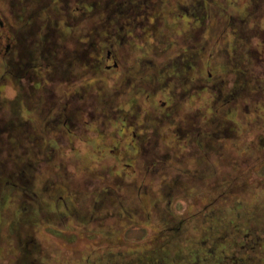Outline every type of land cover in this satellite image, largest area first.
Returning <instances> with one entry per match:
<instances>
[{
	"label": "flooded vegetation",
	"instance_id": "af4514ba",
	"mask_svg": "<svg viewBox=\"0 0 264 264\" xmlns=\"http://www.w3.org/2000/svg\"><path fill=\"white\" fill-rule=\"evenodd\" d=\"M254 1L257 2L255 12H260L262 5L258 3L259 0ZM0 2L3 5L0 6V83L7 86V81L11 80L10 84L13 83L16 87L15 108L11 104L12 109L8 114H2L6 100L0 96V182L5 180L7 185L14 186L31 197V200L25 199L22 202V206L28 209L23 213L25 215L35 214L38 217L40 214V217L48 219L51 224L59 217L88 221L90 218L117 216L132 219L149 216L148 212L131 208L108 181L114 180L124 185L131 183L130 176L139 172L136 155L142 143L145 145V152L151 154L156 145H159L156 141L153 146L152 141L157 140L160 135L164 136L167 130L162 132V129L167 127L171 119L178 115H182L183 119L187 118L182 110L190 95L197 98L200 93L208 91L204 97L208 103L207 110H204L206 112H201V106H197V112L192 115L190 123L195 130L201 127L199 117L202 114L208 118L213 128L209 144L215 142L216 138L232 139L236 136L240 124L236 117L240 107L247 109V112L258 111L259 116L261 113L264 118V76L260 77L262 72H257L256 68L249 69L248 64L237 58L234 60V73L231 70L226 72L222 62L217 59L206 70L203 62L206 44L201 43V34L206 31L207 26L205 0ZM173 11H180L192 22V29L189 30L191 37L180 45L177 56L172 61L158 65L150 57L144 60L141 56L134 55L130 45L133 29L152 23L157 28L166 26L163 32L167 33L174 20L169 16ZM242 19L239 21L233 18L237 22H242ZM110 60L113 63H108ZM104 64L107 71L121 70L118 77L113 79V93L109 92L111 86L101 77L104 76ZM260 66L264 69L263 62ZM110 71L107 76L114 74ZM226 73L230 76H226ZM88 78L92 79L89 81ZM186 83H191L192 87L186 89ZM130 89L148 94L151 102L143 112L135 109L134 99L119 98L121 91ZM1 91L2 88L0 95ZM160 92L167 94L168 99L158 104L155 95ZM254 96L263 98L261 102L258 99L256 107L253 103ZM27 114H31L33 119L26 118ZM36 114L44 123L43 132L36 127ZM177 133L183 137L187 132L183 130ZM260 135L264 137V132ZM47 137L52 142H47ZM12 138H17L18 146L28 147V150L35 152L34 155L50 152L49 164H55L54 159L60 155V146L61 152L69 156L68 152L79 154L78 150L88 145V156L94 157L90 160L93 162L83 163L86 173L83 172L85 175L82 179H86L82 185L94 187L90 196L95 198V207L92 209L83 202L78 203L69 190L70 187L62 184L57 174H53L52 181L48 180L45 190L50 192L54 204L45 211L32 180L38 181L40 178L37 172L40 160L36 162V169L31 162L19 164L21 156L18 157L14 151L9 155L7 151L12 148V143H9ZM108 149L110 152L106 151ZM117 149L122 151L121 156L117 154ZM206 152L209 154L211 151ZM104 153L108 157L101 158ZM167 154L169 156L170 152ZM13 159L14 162L10 161ZM70 159L73 164V158ZM104 159L113 160V163L110 170L100 171L94 164L96 160ZM122 162L125 168L121 169ZM152 162L145 157V173L153 174ZM27 171L30 178L26 177ZM154 171L158 169L155 168ZM4 172H9L11 179L6 178ZM66 172L72 183V178H77V174L69 170ZM76 191L78 194L75 196L81 199L80 191ZM168 194L171 195L170 192ZM140 197L144 202L143 193H140ZM116 198L120 202V209L106 212V208H111ZM259 221L251 223L243 232L238 230L245 248H253L256 244L252 230L257 228L251 225L258 223L256 226L260 227ZM17 232L18 255L8 261L0 258V264H39L40 249L29 227L20 225ZM231 244L226 242L224 247ZM145 260L147 259L128 255L119 264H146ZM106 262L118 264L114 259Z\"/></svg>",
	"mask_w": 264,
	"mask_h": 264
},
{
	"label": "rangeland",
	"instance_id": "374dc122",
	"mask_svg": "<svg viewBox=\"0 0 264 264\" xmlns=\"http://www.w3.org/2000/svg\"><path fill=\"white\" fill-rule=\"evenodd\" d=\"M205 3L207 26L206 31L201 34V43L206 44L203 58L206 70L217 59L222 62L226 72L231 70L234 73L237 58L248 64L249 69L256 68V71L262 72L259 74L263 77L264 69H261L260 63H264V0L258 1L262 5L260 12H255L257 2L254 0H205ZM0 6H3L1 2ZM169 16L174 20L167 33L163 32L166 26L157 28L152 23L133 29L130 45L134 55L141 56L144 60L150 57L158 65L172 61L177 56L180 45L191 37L189 30L192 29V22L180 11H173ZM233 18L239 21L243 18V21L237 22ZM108 63H113V60ZM103 67L105 71L101 77L108 82L111 86L109 92L113 93V79L118 77L121 70L107 71L105 64ZM109 71L114 74L107 76ZM226 76L230 75L226 73ZM91 79L88 78L89 81ZM10 82L12 81H7V86L0 83V96L6 100L2 114H8L12 107L15 108L16 87ZM191 87V83L185 84L186 89ZM144 93L130 89L121 91L119 98L134 99L135 109L143 112L151 102L148 94ZM207 94L208 91L200 93V97L190 95V99L187 98L182 110L187 118L183 119L182 115H178L171 119L167 127L162 129V132L167 130L164 136L160 135L157 140L152 141L153 146L156 141L159 145H156L151 154L145 152V145L142 143L136 155L139 172L130 176V184L108 181L131 208L148 212L149 216L132 219L117 216L90 218L88 221L59 217L51 224L48 219L40 217V214L38 217L35 214H23L28 209L22 206V202L25 199L31 200V197L26 192L7 185L4 180L0 182V258L8 261L18 255L17 230L20 225H26L38 243L39 264H107L109 259H114L119 264L128 255L146 258V264H264V137L260 135L264 132V118L261 113L259 116L258 111L247 112V109L240 107L236 117L240 122L236 136L232 139L216 138L215 142L209 144L213 128L208 118L202 114L199 117L201 127L195 130L190 123L192 115L197 112V106H201V112H206L204 110H207L208 103L204 97ZM155 98L158 104L168 99L164 92L156 94ZM258 99L260 97L254 96L255 107L259 104ZM25 117L33 119L31 114ZM34 120L38 131H45L38 114ZM183 130L187 133L182 137L177 132ZM16 140L17 138L9 140L12 148L7 151L9 155L14 151L18 157L21 156L19 164L31 162L36 169V162L40 160L37 168L40 178L38 181L32 180L45 211L54 204L50 192L45 190L49 181H52L53 174H57L62 184L70 187L69 190L78 203L83 202L92 209L95 207V198L90 196L94 187L82 185L86 179H82L86 173L83 163L94 157L88 156V145L78 150L79 154L68 152L69 156L61 152L60 146V155L54 159L55 164H49L50 152L34 155L35 152L28 150V147H19ZM46 141L52 142L48 137ZM205 150L211 152L208 154ZM106 151L110 152L109 149ZM116 152L120 156L123 154L120 149ZM102 157L106 158L108 155L104 153ZM145 157L153 161L152 175L145 173ZM70 158H73V164ZM10 161L14 162V159ZM95 162L94 166L98 170L107 171L113 160ZM120 166L121 169L125 168L123 162ZM155 168L158 171L155 172ZM65 170L77 174V178H72V183ZM4 174L11 179L9 172ZM28 175L27 171L26 177ZM76 190L80 191L81 199L75 196L78 194ZM140 193H143L144 202ZM113 202L111 208H106V212L120 209L118 199ZM258 220L261 226L254 223L251 226L257 229L250 228L256 244L253 248H245L238 233ZM226 242H232L231 246L224 247Z\"/></svg>",
	"mask_w": 264,
	"mask_h": 264
},
{
	"label": "trees",
	"instance_id": "16d2710c",
	"mask_svg": "<svg viewBox=\"0 0 264 264\" xmlns=\"http://www.w3.org/2000/svg\"><path fill=\"white\" fill-rule=\"evenodd\" d=\"M228 243V242H227Z\"/></svg>",
	"mask_w": 264,
	"mask_h": 264
}]
</instances>
